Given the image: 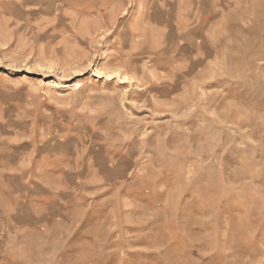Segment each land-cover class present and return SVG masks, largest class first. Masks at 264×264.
Returning <instances> with one entry per match:
<instances>
[{"label":"rangeland","instance_id":"374dc122","mask_svg":"<svg viewBox=\"0 0 264 264\" xmlns=\"http://www.w3.org/2000/svg\"><path fill=\"white\" fill-rule=\"evenodd\" d=\"M0 264H264V0H0Z\"/></svg>","mask_w":264,"mask_h":264},{"label":"crops","instance_id":"0c3cea01","mask_svg":"<svg viewBox=\"0 0 264 264\" xmlns=\"http://www.w3.org/2000/svg\"><path fill=\"white\" fill-rule=\"evenodd\" d=\"M42 188L46 189V187H45V186H43Z\"/></svg>","mask_w":264,"mask_h":264}]
</instances>
